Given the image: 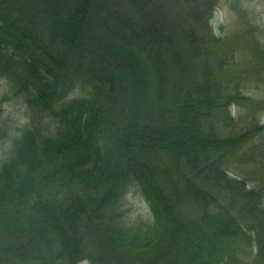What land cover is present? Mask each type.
Here are the masks:
<instances>
[{
  "label": "trees",
  "instance_id": "1",
  "mask_svg": "<svg viewBox=\"0 0 264 264\" xmlns=\"http://www.w3.org/2000/svg\"><path fill=\"white\" fill-rule=\"evenodd\" d=\"M219 3L0 0V77L31 112L0 264H264V49L247 15L215 35ZM130 188L151 223H126Z\"/></svg>",
  "mask_w": 264,
  "mask_h": 264
},
{
  "label": "rangeland",
  "instance_id": "2",
  "mask_svg": "<svg viewBox=\"0 0 264 264\" xmlns=\"http://www.w3.org/2000/svg\"><path fill=\"white\" fill-rule=\"evenodd\" d=\"M246 15L252 23L256 25V34L260 41L262 50L264 49V0H220L218 7L215 10L212 19V25L215 35L218 37H228L236 29L241 27L239 16ZM7 81V91L0 94V104L8 101H15L13 108L14 111H21L24 105H27L25 98L16 94L10 82L0 77V81ZM257 81L254 80L252 85L256 86ZM0 87H5L0 83ZM27 113L31 117V112L27 106ZM15 121L11 114H3L0 111V127L2 128V136L0 138V164L4 162L5 153L3 152L4 142L8 139V132L14 127ZM261 124L264 125V113L261 117ZM25 129L20 130L22 133ZM123 213L125 214V221L130 226L145 225L153 221V216L147 201L136 188H130L123 199Z\"/></svg>",
  "mask_w": 264,
  "mask_h": 264
},
{
  "label": "clouds",
  "instance_id": "3",
  "mask_svg": "<svg viewBox=\"0 0 264 264\" xmlns=\"http://www.w3.org/2000/svg\"><path fill=\"white\" fill-rule=\"evenodd\" d=\"M5 87H0V94H3L7 91V81H0ZM15 101H8L3 104H0V111L3 114H11L12 118L15 121L14 127L11 128L8 132V139L4 142L3 152L5 153V158L11 154L15 141L18 140L22 134L20 130L26 129L31 126V117L27 113V105H24L21 111H14L13 105ZM54 131V129H52Z\"/></svg>",
  "mask_w": 264,
  "mask_h": 264
}]
</instances>
